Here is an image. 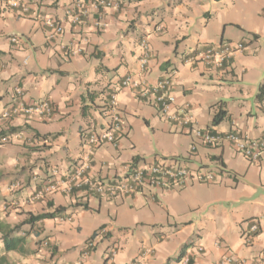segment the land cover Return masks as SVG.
Returning <instances> with one entry per match:
<instances>
[{
	"label": "crops",
	"instance_id": "1",
	"mask_svg": "<svg viewBox=\"0 0 264 264\" xmlns=\"http://www.w3.org/2000/svg\"><path fill=\"white\" fill-rule=\"evenodd\" d=\"M21 2L28 4L26 12L0 0V113L14 103L16 86L26 103L44 99L55 109L49 120L15 115L0 125L7 129L6 141L0 138V210H7L0 219L13 215L9 220L16 224L26 212L63 209L23 225V251L7 252L8 264H106L112 246L114 264H264V154L250 161L227 142L197 143L190 150L192 132L161 117L136 88L117 91L125 131L116 145L93 149L89 175L119 177L130 162L142 166L169 157L210 171L212 181L112 198L65 190L72 164L84 160L86 134L108 122L107 93L127 74L154 85L172 72V111L187 107L200 128L261 136L264 98L256 93L264 81V0H121L118 9L106 10L100 26L94 15L79 27L65 21L51 41L41 18L64 21L71 0ZM142 39L150 49L144 71ZM238 41L244 50L222 66L192 58L204 46ZM70 46L79 50L71 53ZM219 105L227 116L213 125ZM52 180L59 189L31 200ZM253 222L258 230L246 241ZM102 225L106 232L84 256L85 241ZM227 253L231 262L223 260Z\"/></svg>",
	"mask_w": 264,
	"mask_h": 264
},
{
	"label": "built area",
	"instance_id": "2",
	"mask_svg": "<svg viewBox=\"0 0 264 264\" xmlns=\"http://www.w3.org/2000/svg\"><path fill=\"white\" fill-rule=\"evenodd\" d=\"M121 0H71L66 8L65 20H56L52 17H42V24L46 27V39L51 41L55 36L62 34L64 22L69 21L72 27H79L87 22L88 17L96 16V24L101 25L107 9L113 7L118 9L121 6ZM9 5L12 8H18L20 12L28 10V4L21 0H10ZM17 42L18 38L13 36L10 39ZM141 49L140 67L142 71L147 68L150 60V49L146 39L139 42ZM243 42L222 44L217 47L204 46L197 55L192 58H201L206 63H213L222 66L225 60L230 57L234 51L244 50ZM79 49L70 46L68 51L76 53ZM191 58V57H190ZM2 66L0 62V67ZM173 73L168 72L165 76L158 79L154 85L138 80L132 74H127L118 81L115 89L107 93L105 112L108 116V122L102 128L90 130L86 136V146L83 151L84 160L79 163L78 160L72 164L67 174L65 190L68 192L73 189H81L88 196H101L112 198L115 196H131L139 193L143 189H168L173 186L183 187L192 180L199 183L212 181L213 174L210 171L201 169H193L187 163L176 161L175 158L158 157L149 165H136L133 162L126 165L125 172L119 177H109L107 179H98L91 177L88 173L92 159V151L95 147L103 144L116 145L118 137L125 131V125L118 112L117 91L120 88H136L138 97L147 102H151L156 107L159 115L168 120L174 127L186 129L192 132L195 142L190 145V150H195L197 143L204 146H215L222 143H229L235 150L240 152L250 161L258 160L264 154V133L259 137H247L238 133L236 130L227 132L214 131L211 128H200L195 126L193 116L187 107L180 110L172 111L174 97L172 95ZM14 94V103L0 113V125L4 124L15 115H26L28 117H36L40 120H49L54 115V106L48 100H39L26 103L24 99V91L20 86L12 89ZM7 137H2L1 141H6ZM16 186V184H14ZM60 188V182L52 181L39 190H36L31 196V200L43 198L45 195L52 193ZM264 220V217H262ZM258 230V224L253 222L249 226L245 240L250 241L252 234ZM106 232L104 228L98 231L96 236L103 235ZM95 238L86 240L82 254L88 256L95 246ZM46 245V242L43 243ZM198 251H202V245L197 247ZM117 253V247L112 246L107 255L106 264H114V257ZM184 261H188L187 255L183 257ZM226 262L232 261L230 253L223 255ZM130 264H142L141 260H133Z\"/></svg>",
	"mask_w": 264,
	"mask_h": 264
},
{
	"label": "trees",
	"instance_id": "3",
	"mask_svg": "<svg viewBox=\"0 0 264 264\" xmlns=\"http://www.w3.org/2000/svg\"><path fill=\"white\" fill-rule=\"evenodd\" d=\"M256 97L258 100H261L264 98V81H262L259 84ZM226 116H227V111L224 108H222L221 105H219L216 109V112L213 114L212 124L216 125L220 123ZM6 132H7V129H1L0 138L5 137L7 135ZM52 181H49L48 183H51ZM85 196H88V195H85ZM61 209H63V207H57L53 211L41 212L38 214H32L31 212H26L24 213L25 218L21 222L16 223V224H10L6 220L0 219V264L7 263V259L5 255L7 252L15 251V250L23 251L22 244L24 240H23V236L19 234L21 227L23 225L25 224L32 225L34 221L56 217L58 216V211H60ZM103 227L104 225L100 226L87 240L96 237V235L98 234V231L102 229Z\"/></svg>",
	"mask_w": 264,
	"mask_h": 264
},
{
	"label": "rangeland",
	"instance_id": "4",
	"mask_svg": "<svg viewBox=\"0 0 264 264\" xmlns=\"http://www.w3.org/2000/svg\"><path fill=\"white\" fill-rule=\"evenodd\" d=\"M231 1H232V0H230V1L227 0L226 5H229V4L231 5ZM219 5H221L222 7H225V4H224V3H220ZM231 27H232V26H231ZM5 210H7V209H1V210H0V214H3ZM5 212H6V211H5ZM8 214H9V213H7V214L5 215L4 219H6V217H8ZM10 217H13V215H11V216L9 215V218H10ZM9 218H8V220L6 219V220L8 221V223L10 222ZM10 223H11V222H10ZM11 224H12V223H11ZM7 258H8V255L6 256V259H7ZM6 264H8V260H7V263H6Z\"/></svg>",
	"mask_w": 264,
	"mask_h": 264
}]
</instances>
